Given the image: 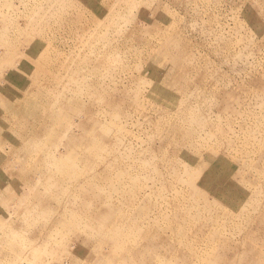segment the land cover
<instances>
[{
  "label": "rangeland",
  "instance_id": "obj_1",
  "mask_svg": "<svg viewBox=\"0 0 264 264\" xmlns=\"http://www.w3.org/2000/svg\"><path fill=\"white\" fill-rule=\"evenodd\" d=\"M134 263L264 264V0H0V264Z\"/></svg>",
  "mask_w": 264,
  "mask_h": 264
},
{
  "label": "bare ground",
  "instance_id": "obj_2",
  "mask_svg": "<svg viewBox=\"0 0 264 264\" xmlns=\"http://www.w3.org/2000/svg\"><path fill=\"white\" fill-rule=\"evenodd\" d=\"M17 72V71H16ZM22 74V73H21ZM70 129V128H69ZM79 129V128H78ZM70 138V137H69ZM99 139H101L100 137H99ZM71 142V141H70ZM73 144V143H72ZM66 147H68V146H66ZM126 174V173H125ZM125 176V175H124ZM99 178V177H98ZM195 191V190H194ZM193 191V192H194ZM96 196V195H95ZM100 196V195H99ZM98 198V197H97ZM106 199V198H105ZM98 201V200H97ZM112 201V200H111ZM109 202V201H108ZM101 203V202H100ZM101 206H103V205H101ZM107 206V205H106ZM111 206H113V205H111ZM108 207H110V206H108ZM102 208V207H101ZM110 209V208H109ZM108 209V210H109ZM180 209V208H179ZM108 210H105V211H107L108 212ZM100 212H102V211H100ZM106 213V212H105ZM110 215V214H109ZM43 216V215H42ZM40 217V216H39ZM104 219V218H103ZM105 220V219H104ZM111 220V219H110ZM130 220V219H129ZM106 221V220H105ZM123 221V220H122ZM79 222V221H78ZM117 222H118V220H117ZM127 222V221H126ZM185 222V221H184ZM110 223V222H109ZM137 223V222H136ZM115 224V223H114ZM116 225V224H115ZM127 225V224H126ZM183 225V224H182ZM128 226V225H127ZM131 227V226H130ZM131 228H133V229H135V230H138L139 231V233H138V235L140 236V237H142L143 239H146L147 240V242H148V245H149V237H151L149 234H146L145 233V231L143 232L144 234H141L142 232L140 231V229H137V228H135L134 226L133 227H131ZM111 230V229H110ZM159 235V234H158ZM141 239V238H140ZM156 240H157V243L158 242H163V243H168L169 241L167 240V239H165L164 238V236H161V237H156L155 238ZM146 240H144V241H146ZM218 240V239H217ZM126 243V242H125ZM151 245H155V240L153 241V242H151L150 243ZM147 246V245H146ZM142 247V246H141ZM159 247H160V245H159ZM170 247V246H169ZM146 248V247H145ZM149 249V248H148ZM158 249V248H157ZM139 250V249H138ZM153 250H154V248H153ZM146 251V250H145ZM149 252H151V251H149ZM183 251H181V250H179V252H178V254H179V256H180V258H182L183 260H185V259H187L186 258V255L185 254H183L182 253ZM157 253V252H156ZM160 254V253H159ZM144 255V254H143ZM149 255H151V254H149ZM161 255H162V253H161ZM173 256V255H172ZM214 256V255H213ZM149 260H151V258H149ZM174 260H175V258H174ZM155 261V260H154ZM173 261V260H172ZM207 261V260H206ZM211 261V260H210ZM149 262V261H148ZM209 262V261H208ZM135 264V263H134ZM175 264V263H174ZM211 264V263H210Z\"/></svg>",
  "mask_w": 264,
  "mask_h": 264
}]
</instances>
